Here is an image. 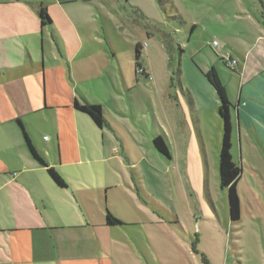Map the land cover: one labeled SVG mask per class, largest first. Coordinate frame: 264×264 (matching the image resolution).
<instances>
[{
	"label": "crops",
	"instance_id": "0c3cea01",
	"mask_svg": "<svg viewBox=\"0 0 264 264\" xmlns=\"http://www.w3.org/2000/svg\"><path fill=\"white\" fill-rule=\"evenodd\" d=\"M89 2L0 0V264L179 262L176 244L142 232L162 221L147 208L127 127L101 102L108 88L103 71L81 72L76 39L82 20L70 9ZM49 4L63 7L58 22ZM40 5L51 24H41ZM219 6L206 19L217 44L199 75L202 90L218 112L204 80L214 68L231 104L232 160L238 139L246 168L264 185V0H223ZM225 57L236 66L229 68ZM75 102L100 105L105 124L98 127ZM242 160L235 163L240 178ZM107 214L121 224L107 225ZM201 264L212 262L202 254Z\"/></svg>",
	"mask_w": 264,
	"mask_h": 264
},
{
	"label": "rangeland",
	"instance_id": "374dc122",
	"mask_svg": "<svg viewBox=\"0 0 264 264\" xmlns=\"http://www.w3.org/2000/svg\"><path fill=\"white\" fill-rule=\"evenodd\" d=\"M222 1L91 0L70 9L82 20L81 72L103 71L108 88L99 97L127 127L147 208L162 221L142 232L176 244L178 264H201L202 254L212 264H264V185L246 168L237 139L234 160L244 166L236 184L241 221L231 223L219 179L222 122L199 77L216 49L206 19ZM49 9L58 22L63 7ZM138 42L144 51L137 60ZM156 137L169 156L154 148Z\"/></svg>",
	"mask_w": 264,
	"mask_h": 264
},
{
	"label": "trees",
	"instance_id": "16d2710c",
	"mask_svg": "<svg viewBox=\"0 0 264 264\" xmlns=\"http://www.w3.org/2000/svg\"><path fill=\"white\" fill-rule=\"evenodd\" d=\"M37 14L42 25L51 24V19L45 7L40 5ZM139 54H140V46L137 44L135 46V55L137 60L139 58ZM136 67L141 69L137 62H136ZM204 77L209 83V85L212 87V89L214 90L215 95L219 102L218 114L222 122V138L220 143L219 161H218L220 187L221 189H225L227 191L229 218L232 222H236L240 219V201L236 192V184L240 178L241 169L233 162L231 156V131H232V125L230 120L231 104L227 98L225 88L221 83L215 69L211 68L210 70H208L204 74ZM74 107L77 110L81 111L82 113L88 115L98 127H102L105 124V120L102 114V108L100 105H91L87 103L79 105L77 102H75ZM25 140L33 157L39 163L44 165V162L38 157L32 146L30 145L26 136H25ZM153 146L163 155L169 156L164 142L159 137L153 139ZM48 172L51 178L53 179V181L59 187L65 186L64 182L61 180V178L57 175V173L53 169H48ZM106 224L109 226H116V225H120L121 222L115 219L110 214H107ZM195 253H197V251H195Z\"/></svg>",
	"mask_w": 264,
	"mask_h": 264
},
{
	"label": "built area",
	"instance_id": "2783aa9c",
	"mask_svg": "<svg viewBox=\"0 0 264 264\" xmlns=\"http://www.w3.org/2000/svg\"><path fill=\"white\" fill-rule=\"evenodd\" d=\"M216 42H213V45L216 46ZM225 64L229 67V68H234L236 66V61L229 58V57H225L224 58ZM139 72L142 73V69H139Z\"/></svg>",
	"mask_w": 264,
	"mask_h": 264
}]
</instances>
